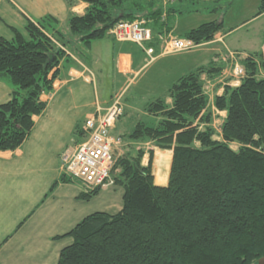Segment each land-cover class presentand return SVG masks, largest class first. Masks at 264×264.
<instances>
[{
    "label": "trees",
    "instance_id": "obj_1",
    "mask_svg": "<svg viewBox=\"0 0 264 264\" xmlns=\"http://www.w3.org/2000/svg\"><path fill=\"white\" fill-rule=\"evenodd\" d=\"M80 1L87 9L70 15L68 27L86 47L121 19L147 18L153 24L171 10L170 0L165 10L158 0ZM262 13L264 0L255 15ZM56 23L46 16L29 21L25 33L14 29L10 40L0 36V75L13 87L10 99L0 104V151L17 148L30 134L33 117L46 107L41 95L52 90L66 45ZM222 28V20H210L183 37L207 42ZM242 63L239 83L224 85L213 102L199 78L210 67L201 66L146 104L154 119L138 121L126 138L172 149L168 183H154L151 152L143 165L144 150L132 145L134 150L115 163L122 208L94 212L77 223L66 233L72 243L61 250L57 264H256L264 257V56L252 52ZM212 108L226 111L219 139ZM98 191L81 196L89 199Z\"/></svg>",
    "mask_w": 264,
    "mask_h": 264
},
{
    "label": "crops",
    "instance_id": "obj_2",
    "mask_svg": "<svg viewBox=\"0 0 264 264\" xmlns=\"http://www.w3.org/2000/svg\"><path fill=\"white\" fill-rule=\"evenodd\" d=\"M241 1H248L253 7H258L260 2L172 1L169 5L171 10L167 12L165 19L161 18L160 22L152 24V45L156 58L145 62L146 55L140 47L143 58L129 46V43L133 42L118 41L109 34L94 40L89 47L79 42L78 37L69 30L68 19L70 15L84 14L88 6L86 2L0 0V36L10 40L14 36V29L25 33V26L29 21L37 23L43 17L51 16L57 20L54 27L63 33L66 42V45L62 46L64 55L57 65L53 88L41 95V99L46 101L44 111L33 117L34 126L30 134L17 148L0 151V264H57L61 250L72 243V237L66 233L77 223L94 212L114 214L122 208L124 191L117 183L102 187L91 198L85 199L81 195L87 191L80 182L61 181L62 155L72 152L82 140V125L85 119L98 108L108 106L116 92L123 94L124 114L112 129L114 134H127L138 121L153 120V115L145 111L148 102L142 101L143 95L128 96L129 89L145 67L160 61L156 66L157 72L152 74L151 79L154 84L162 83L165 87L163 93L166 94L168 87L178 77L198 67L208 66L212 60L225 54L222 53L221 47H215L216 49H210V57H207L206 51L189 52L177 58L168 57L174 53L160 54L159 35L170 31L175 35L184 36L189 29L196 27L194 19H189L188 28L181 29L179 22L183 20V13L195 16L209 12L213 16L212 20H222L224 25L230 8ZM256 11L249 17L244 16L237 23L231 24L226 31L222 28L216 36L224 35L222 37L225 41L230 35L238 34L239 30L247 29L254 22L260 21L264 24V13L255 15ZM263 32L264 27L262 34ZM234 40L237 42L242 39ZM233 42L230 39L226 48L247 50L250 53L262 51L264 55L262 38L258 50ZM223 66L222 62L216 63L213 71L217 74L200 75L201 78L207 76L212 88L217 85L222 88L219 90L217 87L216 95L223 92L224 85L234 84L232 78L222 82L227 75V67ZM224 68L226 69L223 70ZM12 88L10 79L0 75V104L10 99ZM212 111L218 115V120L222 121L226 116L225 110L212 108ZM133 117L132 123L125 119ZM128 142L144 150L143 165H147L151 152L154 183L165 186L169 178L172 149L159 148L149 140ZM165 157L168 161L164 160ZM56 181L57 184L52 189Z\"/></svg>",
    "mask_w": 264,
    "mask_h": 264
},
{
    "label": "built area",
    "instance_id": "obj_3",
    "mask_svg": "<svg viewBox=\"0 0 264 264\" xmlns=\"http://www.w3.org/2000/svg\"><path fill=\"white\" fill-rule=\"evenodd\" d=\"M165 14L162 15V19ZM109 34L118 41H131L138 45L148 57V61L156 58L154 30L147 18L119 20L110 29ZM160 54L183 52L195 48L197 43L192 39L165 32L158 37ZM232 72L239 76L244 74V68L234 64ZM205 85L203 88L205 90ZM124 114L123 94L114 95L111 103L105 108H98L89 115L83 125V138L72 152L62 155V175L71 181L80 182L85 191L100 189L114 185L115 163L123 146L122 137L114 134L112 129Z\"/></svg>",
    "mask_w": 264,
    "mask_h": 264
},
{
    "label": "rangeland",
    "instance_id": "obj_4",
    "mask_svg": "<svg viewBox=\"0 0 264 264\" xmlns=\"http://www.w3.org/2000/svg\"><path fill=\"white\" fill-rule=\"evenodd\" d=\"M158 1L163 3L162 4V10H165V9H167L168 5H170V3L172 1H174V0H170L171 2H168L169 3L168 5L166 4V2L168 0H163V1L162 0H158ZM256 7H257V5L255 7H253L252 4H250V2H248V1H241V2H237L236 4H234L230 8V11L228 12V14L226 16V20L224 21V25H223V30L226 31L227 29H229V26L231 24L237 23L238 20L242 19L244 16H245V18L249 17L252 14L253 11L257 10ZM188 14L187 13H183L182 14L184 17L186 16L188 18H184L183 17L182 18L183 20H181L179 22V25H180L181 29L188 28L189 19H194V22H195L194 24H197V26H198L201 23H204V22L212 20V18H213L212 14L209 13V12H208V14H198V15L195 14V16H194V14H191L190 16H187ZM197 22H199V23H197ZM261 24H263V22H260V21L254 22L247 29L239 30L237 32L238 34L230 35L229 38H226L225 41H224V37H222L224 35L221 36L220 34H218L217 35L218 37H217L216 34H215V36L211 40H209L207 42L197 43L198 46H196L193 49L188 50V52L187 51H183L182 53L174 52V54H170L168 57L177 58V57H181L182 55H185V53H189V52L190 53H196V52L199 53L201 51L202 52L206 51V54H208L207 57H210L211 53L209 51H210L211 48L221 47L222 53H225V54L220 55L217 59L214 58L215 60H212V63H210L208 65L210 67L209 68V73L208 72H202V73H206L208 75H211L210 73L217 74L216 71H213V69L215 67V64L222 62L223 65H224L223 67H227V70H226L227 75L223 78L222 82L223 81L226 82L227 79L232 78L233 79L232 83H234L233 86L237 85L239 83V76H236L232 72L234 64L239 63L244 68L242 61L249 56L250 52L247 51V50H242V49L241 50L228 49V48H226V43L229 44V40L231 39V42H233V41L235 42V43L233 42L234 44L237 43L239 46H249L252 49H256L258 46H261V38H262L261 36H262V30H263V27H264V24L263 25H261ZM108 34H109V31H108ZM235 38L238 39V40H240V39H242V40L236 42L234 40ZM204 43H206V44H204ZM200 44H202V45H200ZM129 46H131V48L134 51L138 52L141 55L142 58L144 57V55L142 54V52H141V50H140L138 45L133 44V43H129ZM223 47L226 49V51H225V49ZM256 50H258V48ZM261 53H262V51H261ZM262 55H263V53H262ZM145 57H146V59H145V62H146V61H148V57L147 56H145ZM159 63H160V61L158 60L156 62L151 63L147 67H145V69L143 70L141 76L134 82L132 87L129 89L128 96H130V97L131 96L132 97H140L141 95H143V97H142V101L143 102L144 101L150 102V101H153V100H155V99H157L159 97H162V98L164 97V95H165V93H163L164 89H165L164 85H162V83L158 84V82L154 84L153 80L151 79L152 78L151 77L152 74L157 72V70H156L157 67L156 66H158ZM225 69L226 68H224L223 70H225ZM217 72H218V70H217ZM199 78L203 82V84H206L205 85V92L209 95V97H211L210 101L213 102V99H214V97L216 95V89L219 88V90H220L222 88L219 87V85H217L216 87L212 88V85L210 84V81L208 80L207 76L206 77H202V78H201V76H199ZM119 93H121V92H116V93L113 94V96L117 95ZM167 98H168L167 103H170V98L169 97H167ZM210 107H211V105H210ZM213 116H214L213 121L216 119L213 122V128H214V131H215L214 138L215 139H219L221 137L219 133H220V126H221L222 121L218 120V115L217 114L213 113ZM125 119H127L130 123H132L133 120H134V117L130 118V119L129 118H125ZM131 126H132V124H131ZM118 130H120V128H118ZM120 135H121L122 141H123V146L121 148V155H123V154L127 155V154L131 153L134 150V148L131 147L133 144H130L127 141L126 134H124V133L121 134L120 133ZM124 142H125V145H124ZM231 147L236 149L238 147V144L232 143ZM138 148L139 147H137V149Z\"/></svg>",
    "mask_w": 264,
    "mask_h": 264
},
{
    "label": "water",
    "instance_id": "obj_5",
    "mask_svg": "<svg viewBox=\"0 0 264 264\" xmlns=\"http://www.w3.org/2000/svg\"><path fill=\"white\" fill-rule=\"evenodd\" d=\"M257 264H264V257L258 259Z\"/></svg>",
    "mask_w": 264,
    "mask_h": 264
}]
</instances>
